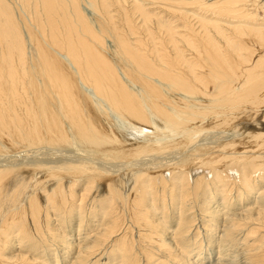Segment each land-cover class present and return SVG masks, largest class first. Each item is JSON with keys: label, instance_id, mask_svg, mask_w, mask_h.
Masks as SVG:
<instances>
[{"label": "bare ground", "instance_id": "6f19581e", "mask_svg": "<svg viewBox=\"0 0 264 264\" xmlns=\"http://www.w3.org/2000/svg\"><path fill=\"white\" fill-rule=\"evenodd\" d=\"M10 1L0 0V155L6 160L9 150L25 147L37 155L57 151V158L35 154L29 161L25 154L26 163L22 155L0 160V264H61L57 243L68 249L64 260L74 250L69 264H95L128 220L147 230L141 237L170 261L194 264L176 247L190 228L184 230L185 219L179 232L163 231L153 211L138 209L147 203L149 178L167 185V177H175L170 196L186 202L200 194L210 173L255 172L264 165V30H224L213 17L167 6L173 1L183 8L194 0ZM210 2L205 0L212 10L260 7L259 0ZM156 8L183 17L186 30L166 25ZM245 35L240 45L259 39L257 48H244L248 55L253 49L251 59L237 51L242 47L236 38ZM184 171L191 182L186 177V192L178 195L177 177L186 176ZM79 181L83 192L75 190ZM98 196L110 200L107 227L78 243L58 237L50 205L69 202L71 209ZM255 197L258 206L249 202L227 216L206 210L219 219L214 236L224 249L230 241L243 247L220 264H264V188ZM22 223L20 238L16 229ZM116 240L111 246L121 255L117 264H135L130 239L124 234ZM10 241L14 245L7 248Z\"/></svg>", "mask_w": 264, "mask_h": 264}, {"label": "rangeland", "instance_id": "374dc122", "mask_svg": "<svg viewBox=\"0 0 264 264\" xmlns=\"http://www.w3.org/2000/svg\"><path fill=\"white\" fill-rule=\"evenodd\" d=\"M12 1H16V0H12ZM12 1H10V3H12ZM147 1H150V0H147ZM154 1H155V4H158L156 2L158 0H154ZM219 1L221 3V2L227 1V0H219ZM231 1H236V0H231ZM214 2H215V0H212V2H210V3H214ZM263 3H264V0H259V3L258 4H259L260 7L258 8V10L256 9L257 7L256 6H253V5L252 6H237L238 4L231 6L232 9H230V8L229 9H227V8L226 9H223L222 8L221 10L220 9L219 10H212V9H208L206 7L205 0H194L193 1V4L184 6L183 8H180L179 7L180 5H177L173 1L171 3H169L170 5H167V6H170L172 9H175L177 11L180 10V12L181 11H184L186 13H189L193 17H196V14L201 15V17L202 16L205 17L207 15L208 18L205 17L207 19H210L211 17H213V19L212 18L211 19L215 23L216 22L219 23V24L216 23L217 26L222 27L224 30H226L229 27H235L236 28V25H238L242 29L244 28V30L246 29V30H252V31L258 32V31L264 30V4ZM83 5H86V4L83 3ZM86 6L88 7V5H86ZM111 10H112V13L113 14L118 15V12H117L116 7H112ZM156 10H158L157 11L158 12V17H160L161 21L164 22L166 25H168V26H175L176 29H182L183 31L186 30V24H187V22L185 21V19L183 17H181L180 15H174L173 13H170L168 11H163V10L160 11L157 8L154 9L153 11H156ZM251 10H252V12H251ZM255 10H257V11H255ZM223 22H225V24ZM181 23L183 25H181ZM254 27H256V28H254ZM243 37H245L246 39H243L242 40V37L241 36H239V37L236 38V40H237L236 41L237 42L236 43L237 44L236 46L237 47H240V46L242 47L240 50H237V51H239L240 54L245 55V57L248 56L249 59H251L250 58L251 57L250 55H251V52L253 51V49H250L249 50L250 55H248V50H246V49L247 48L249 49L250 47L257 48V46L259 44V39H257L256 37H252L251 40L253 42L255 40V43H254L255 46H253L254 44L252 43V41H249V43H248L249 45L245 41L246 42V45L244 46V45H240V44L243 43L244 40H247V38H249V37H247V35H245ZM240 40H242V41H240ZM244 48H246V49H244ZM259 48L261 49L262 46L261 47L259 46ZM256 53H259V51H257ZM250 122L247 123L248 126L252 125V121H250ZM117 126H119V122L117 123ZM263 127H262V129L264 130ZM248 128L249 127H247L246 129H248ZM205 135H207V134H205ZM204 136H202V137L200 136V137L201 138H204ZM208 136H209V138L207 137L208 140L212 139L209 134H208ZM215 139H218V138H215ZM23 148H24V150H23ZM12 150L13 149L9 150V152L6 154V158L8 160H13L12 159V156L14 158V155L18 159L21 157V156L19 157V155H22L23 160H24V161H22V163H26L28 160L30 161L31 158L32 159L35 158L36 152L29 151V153L31 152V154L29 155V153L27 152L28 149L25 148V147H22V149H20V150H13V151ZM22 152H25V153L23 154ZM52 152L53 151H51L50 153H52ZM55 152H57V151H55ZM55 152H53V153H55ZM25 154H28V156L25 155ZM52 154L49 155V153H48V154H38V155H42L43 156V157L41 156L42 158H44V157H46V158H50L51 157L52 158L53 156H54V158L55 157L57 158V153H56V155L53 154V156H52ZM8 155H10V156H8ZM31 155L34 156V157H31ZM38 155L36 157H38ZM4 156L5 155H0V160L1 161L5 159ZM26 156L28 157V160H27V158H25ZM169 157H171V156L169 155ZM39 158H40V156H39ZM7 159L4 160V161H7ZM21 160H22V158L18 162H20ZM15 161H17V160H15ZM263 166H261L260 168H258V170L255 171V172L254 171H251V170H243V172H242V170L240 169L241 171L239 170L240 172H238L237 174H235L236 172L235 173H232V174L231 173H228L227 174L226 172L224 173L222 170H218L216 173H210L205 178V180L203 181V184L204 185L201 188L202 190L200 191V194L199 193L198 194H194V195L190 196L189 198H187V200L184 199L186 202H182V200L181 201L173 200L171 198V196H170V194H171L170 187H171V185L173 183H175V181H176V178L175 177H174V179L172 178L174 180L173 181L171 179V176L169 175L167 177V179H169L167 181V182H169V183H167V185L159 184V183H157L156 180H153V179L149 178V181L150 182L149 181L148 182H149V185L150 186L147 189L148 190L147 203L145 204L144 207L142 205H140V207H139L138 210L145 211V210L149 209L150 212L153 211L152 212V215L154 216V218L157 219L158 221L162 222V225L164 227H162L161 230H163V231H166L168 229L170 231H173V233H175L176 231L179 232L181 230L180 228L182 227V226L181 227L179 226V221H181V218H183V220L185 219L184 221H187L188 224H185L186 226L184 227V230H186L187 225H188L190 227L189 228L190 231L188 229V231L185 232L182 237H180L182 239H176V242H177L176 243V247H179L180 248V249L178 248V252L180 251L178 254H182V256L184 255L183 256L184 261L186 260L189 263H191L192 261L195 260L194 261L195 263L193 262L194 264H200V263L201 264H216V263L217 264L218 263L220 264V263H222L224 261L226 262V260L227 261H230L228 259L229 258L231 259V257L233 255L237 254L238 251L240 252L243 247L240 244H238L239 242H232V241H230V242H228V244L230 243L229 249L227 248L228 247L227 242H226L227 245H226V247L224 249V246L222 245V243H220L221 240L220 239H216L217 237L214 236V235H216V232H215L216 231V227H215V225L218 224L219 219H217V221L215 222L214 221V220H216L215 219V216L214 217H209L206 210H208V211H209V209H210V211L216 210L217 213L220 210L219 211V214L221 212V214H223V216L224 215L227 216L228 214L230 215V214H233L235 212L241 211L242 209L245 208V206L249 202L255 204V206H258L257 204L259 203V200L256 201L257 202V204H256L255 198H257V197H255V196H258L259 197L260 194L262 193L263 188H264V180L262 182V179H264V177H262L264 175V167ZM183 173H188V174H186V176H184L185 174H183ZM240 173H241V176H238ZM168 174L169 173H166V175H168ZM189 174L190 173L188 171H184V172H182V175L184 177H182V178H179V176L177 177L180 180L179 186H178V183H177V186H178L177 187L178 188L177 193H179L178 195H181L183 193V188H185L184 191L186 192V189L187 188H186V185H184V183H187L188 181L191 182V180H190L191 179V175L189 176ZM217 174L220 175L219 178H221V179L218 178V175ZM251 176H252V179H251ZM186 177H187L188 181L186 180ZM183 178H184V180H183ZM207 178L209 180H206ZM224 179L228 180L227 181L228 183ZM254 179L257 180V181H255ZM213 181H214V183H213ZM243 181H245V182H243ZM91 182L92 181L89 180L85 184L86 185H90ZM241 182H242V184H241ZM82 183H83L82 181H79L77 183V187L75 188V190L77 192H79V191L80 192H83V190H81L82 189ZM224 183L225 184H228V185H225ZM250 183H252L253 185L250 184ZM215 184H216V186H215ZM235 184L237 185V187H236ZM205 185H206V187H205ZM224 185H225V187H224ZM155 186H157V187H155ZM254 187H256V188H254ZM260 187H263V188L261 189ZM97 188H98V185L96 184V190H97ZM158 188H159V190H158ZM98 190H100V189H98ZM161 190H162V192H161ZM226 190H227V192H226ZM240 190H242V191H240ZM213 191H214V193H213ZM246 191H247V193H246ZM255 191H257V192H255ZM157 193L160 194V196ZM248 194H250V195L248 196ZM160 197H161V199L162 198L163 199L161 200ZM227 198H230V199H227ZM250 198H252V199H250ZM91 199L92 198L89 197L88 199H86V201H82V204L81 205L79 204L81 202V200H78L77 201L78 203L75 204V205H73V207H71V209L69 207L70 206V203L69 202H68V206L67 207L66 206L65 207H63V206L62 207L57 206V208H56L54 204L50 205L49 215L53 219L50 222L52 224H54V225L57 226V229L59 231L58 232V235H57L58 237H60L62 239V236H64L65 238H68L70 241H75V243H78V241L84 239V236L86 237L87 235H90V234H93V233H96V232L97 233L98 232H102L107 227L106 218H107V215L109 213H111V211H112V208L110 207V204H108L110 202V200H108L107 202H103V198H101V196H98L97 198L95 197L92 200ZM170 202H172V203H170ZM187 202H188V204L191 203V204H189L190 205L189 207H186L188 205V204H186ZM174 203H175V205H174ZM183 203H184V205H182ZM227 203H229V204H227ZM202 204H204V205H202ZM92 205H94V206H92ZM113 209H115V208H113ZM67 210H69V211L67 212ZM142 215H146V214H142ZM179 216H181V217H179ZM220 217L221 216H219V218ZM128 219H126V220H128ZM212 221L215 222L214 223V226H213ZM125 222H127V221H125ZM209 223L211 225H209ZM25 227H26V224L25 223H22L20 225V227H17V229H16L17 230L16 233L18 235L20 234V236H19L20 238H21V235H23V231H24ZM125 227H127L128 229L125 228ZM134 227H136V228H134ZM214 227H215V229H214ZM141 228L142 227H139V226H137L135 224L133 226L131 224V221L129 222V220H128V222L123 225V228L121 230L122 232L120 234L121 236L125 234L127 236V238H129L130 241L132 242V246H133V249L134 250L133 249L131 250V251H133V253L130 255V258H131V260L133 259V261L136 260L135 261V264H152V263H155V261L156 262H160L159 264H177L178 263L176 261H174V263H173V261H170V259H168V257H165V256H167L165 253H163V252L160 253L158 250H156L155 248H153V245L151 243H149L148 239H145V238L141 237V234L142 233H144L145 231L147 233V230L144 229V232H143ZM211 228L214 229V230H212ZM91 229H93V230H91ZM206 229H208V230H206ZM146 233H144V234H146ZM213 233H215V234H213ZM120 235H116L115 237H113L112 241L109 242V245L106 246L107 249L105 248V250H103L102 254L99 255V256H97L95 258L96 260L94 259V261H97L98 260L97 263H95V264H112V263L113 264H117V262L119 261L121 255H119L118 253L112 251V246L111 245H112V242H114V241L116 242L117 241L116 239H118V238L121 237ZM167 237H169V235H167L166 238ZM185 237H187V238H185ZM186 240H187V242H186ZM12 242H14V240H12ZM57 242H58V240H57ZM253 242H254V247H255V244L259 242V239L258 238H255V239H253ZM231 244H233L232 245L233 248H231L232 247ZM236 244H238L239 246L238 245L236 246ZM13 245L14 244L11 243V241H10V243L7 245V248H12ZM234 245H235V248H234ZM110 246H111V249L109 250V247ZM55 247L56 246H52L50 249L55 250ZM220 247H221L222 250H220ZM57 248H58L57 249L58 250L57 253L59 254V255L57 254V260L60 261L61 264H69V259H71L72 255L74 254V250L71 251V253H70L71 255L68 256L69 258H67L66 260H64V256L63 255L64 254L65 255L68 254V252L66 253V251L68 249H66V248L65 249L64 248H59V244L58 243H57ZM146 249H148V250H146ZM224 250H225V252H224ZM112 252H114V253L112 254ZM222 252H223V254H221L222 256L220 257L222 259L220 260V258H217V257H219L220 255L218 256V254H220ZM226 252L229 255L231 254V256L229 257V255H227ZM232 252L235 253V254H233ZM151 253H152V255H151ZM8 254H10V253H8ZM114 255H115V257H114ZM111 256L114 259L111 258ZM186 256H187V258H186ZM223 256H227L228 258L226 257L224 259ZM100 258L102 259L101 261H100ZM150 258L152 259V261L149 260ZM165 258H167V259H165ZM137 259L139 260V262H138ZM48 261H50V260H48Z\"/></svg>", "mask_w": 264, "mask_h": 264}]
</instances>
